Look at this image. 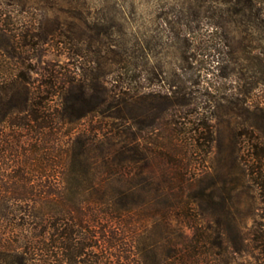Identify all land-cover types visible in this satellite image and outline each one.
<instances>
[{"label": "rangeland", "instance_id": "obj_1", "mask_svg": "<svg viewBox=\"0 0 264 264\" xmlns=\"http://www.w3.org/2000/svg\"><path fill=\"white\" fill-rule=\"evenodd\" d=\"M2 60L43 90L54 117L56 143L31 171H141L155 181L149 192L137 184L113 239L106 190L81 201L83 183L59 201H31L39 215L25 218L29 233L59 243L67 228L77 247L49 264H191L195 254L202 263L195 223L219 226L232 264H263L248 172L264 141V0H0ZM10 259L0 254V264Z\"/></svg>", "mask_w": 264, "mask_h": 264}, {"label": "trees", "instance_id": "obj_2", "mask_svg": "<svg viewBox=\"0 0 264 264\" xmlns=\"http://www.w3.org/2000/svg\"><path fill=\"white\" fill-rule=\"evenodd\" d=\"M10 69L7 61H0V70L3 71L0 76V254L11 257L3 264H49L55 260L58 250L69 252L66 259L78 254L72 233L67 228L58 243L55 238L47 239L43 233L30 234L28 225L25 226V218L39 215L33 210L31 201H59V193L63 191L78 193L73 185H88L85 190L89 196L81 201H95L98 199L96 194L106 190L111 202L110 238H115L117 230L112 221L118 220L120 226L122 215L130 212L136 204L138 183L147 186V192L151 190L155 182L152 174L144 175L141 171H31L38 150L48 141L56 143L57 129L49 125L54 117L45 110L43 90L37 87L30 90L24 78L11 76ZM113 117L118 118L117 115ZM252 150L248 181L259 194L261 214L259 219H255L251 233L254 248L264 255V141H257ZM114 152L112 160L121 164L123 159L119 151L116 149ZM168 176V173H163L164 179ZM179 179L182 184L186 180L184 174H180ZM183 198L185 196H180L178 201L183 202ZM73 199L69 196L66 200ZM195 225V232H198L196 242L203 241L207 246L202 263L232 264L234 250L219 226L203 230L201 223ZM173 254L176 251L173 250ZM190 263L202 264L198 254L190 256Z\"/></svg>", "mask_w": 264, "mask_h": 264}]
</instances>
